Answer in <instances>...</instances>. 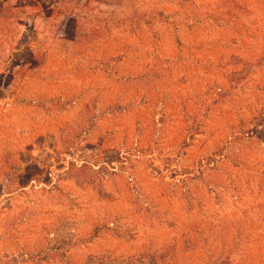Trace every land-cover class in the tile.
Listing matches in <instances>:
<instances>
[{
    "label": "rangeland",
    "instance_id": "rangeland-1",
    "mask_svg": "<svg viewBox=\"0 0 264 264\" xmlns=\"http://www.w3.org/2000/svg\"><path fill=\"white\" fill-rule=\"evenodd\" d=\"M0 264H264V0H0Z\"/></svg>",
    "mask_w": 264,
    "mask_h": 264
}]
</instances>
